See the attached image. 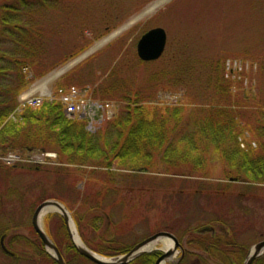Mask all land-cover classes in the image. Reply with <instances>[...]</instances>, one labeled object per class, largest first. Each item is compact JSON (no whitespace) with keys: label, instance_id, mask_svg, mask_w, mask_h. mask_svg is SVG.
I'll return each instance as SVG.
<instances>
[{"label":"rangeland","instance_id":"rangeland-1","mask_svg":"<svg viewBox=\"0 0 264 264\" xmlns=\"http://www.w3.org/2000/svg\"><path fill=\"white\" fill-rule=\"evenodd\" d=\"M9 1L0 0V7ZM60 1L61 10L48 21L58 27L49 61L57 64L73 50L88 46L33 79L24 93H50L59 99L60 89L77 87L87 98L112 105L114 117L128 97L143 96L155 105L180 101L207 105L205 88L200 91L206 74L214 62L226 60V73L233 72L235 100L243 106L242 122L249 127L242 140L261 151L264 139L259 129L264 121L258 111L264 107V0ZM154 28L167 32L166 50L160 60L145 63L138 57L137 44ZM71 64L47 84L48 93L38 89ZM195 64H201V70L190 75L192 88L174 85L179 69ZM102 84L104 94L107 91L113 98L97 92ZM243 93L241 99L238 94ZM27 161L38 166L12 167L0 156V242L3 237L6 245L14 241L11 251L22 258L4 253L0 244V264H53L32 225L35 210L46 201L64 205L81 239L104 252L133 248L157 233L173 234L185 256L180 260L179 251L167 264H244L252 248L264 241V183L233 181L237 172L221 159L208 158L204 168L195 169L190 165L170 168L156 158L148 172L116 170L122 176L113 183L82 180L73 167L54 162L47 153ZM41 228L68 264H90L66 247L72 241L61 215H44ZM202 231L229 246L212 258L197 247V234ZM165 244L159 240L145 254L162 253Z\"/></svg>","mask_w":264,"mask_h":264},{"label":"trees","instance_id":"trees-1","mask_svg":"<svg viewBox=\"0 0 264 264\" xmlns=\"http://www.w3.org/2000/svg\"><path fill=\"white\" fill-rule=\"evenodd\" d=\"M61 5L60 0H11L0 7L1 157L16 153L27 160L54 152L58 162L73 167L82 180L103 183L116 182L122 176L116 170L148 172L156 158L170 168L190 165L195 169L204 168L208 158H216L237 172L238 183H264V142L260 152L251 147V142L244 145L242 137L249 127L242 122L243 106L235 100L233 72L226 73V60L214 62L206 74L200 91L205 88L207 105L181 101L175 105H155L143 96L128 97L119 113L94 134L87 131L85 120L68 118L60 101L47 100L42 107L28 108L16 121L10 120L20 96L33 79L45 76L88 46L73 50L57 64L49 61L48 53L58 27L50 26L48 21L53 12L61 10ZM121 22L107 26L105 32H111ZM199 70L201 64L179 69L174 85L191 89L190 75ZM105 89L102 84L97 92L104 98H113L107 91L104 94ZM238 95L241 99L245 97L244 93ZM258 112L264 121V107ZM259 130L264 139V127ZM173 134L177 137L172 138ZM25 164L23 167L38 166ZM197 235V247L212 258L229 246L207 231ZM82 239L92 251L108 258L132 249L104 252L93 248L83 236ZM11 244L6 245L10 252ZM66 245L79 256L72 242ZM161 255V252L144 254L128 264H155ZM254 264H264V255Z\"/></svg>","mask_w":264,"mask_h":264},{"label":"water","instance_id":"water-1","mask_svg":"<svg viewBox=\"0 0 264 264\" xmlns=\"http://www.w3.org/2000/svg\"><path fill=\"white\" fill-rule=\"evenodd\" d=\"M167 41H168V35L163 28H154L148 31L140 38L137 44V54L139 59L145 63L155 62L160 60L165 53ZM85 56L86 54L81 58H79L77 61L82 60ZM233 181L238 182V179L234 178ZM52 208H54L55 210L54 212L51 213H57L62 216L64 223L67 227V230L69 232L71 241L74 247L76 248V250L78 251V253L95 264H127L135 260L137 257L147 253L148 251L146 250V248L149 245L159 240H170L173 243V248L167 251H163L162 255L157 259L155 264H162L163 262L164 263L169 262L172 260V258L179 250H183V247L180 244L179 240L176 238V236H174L171 233L162 232V233H157L152 237H149L146 240L140 242L129 253L123 256H119L115 258H105L103 256L94 253L85 245V243L82 241L81 237L77 232L75 223L69 211L64 207V205H62L60 202L57 201H46L42 203L40 206H38L37 209L35 210L32 218V225L34 230L38 234L40 240L42 241L45 250L49 255L53 257V259L56 261L57 264H66V263L59 248L51 241L48 235L41 228L42 215L46 211ZM71 224H73L76 229V232L81 242L80 244H77L74 241V237L71 232ZM1 248L6 254L9 255L11 254V252L5 246L3 238L1 239ZM183 254H184V250H183ZM263 254H264V241L256 244L252 248L244 264H253Z\"/></svg>","mask_w":264,"mask_h":264},{"label":"built area","instance_id":"built-area-1","mask_svg":"<svg viewBox=\"0 0 264 264\" xmlns=\"http://www.w3.org/2000/svg\"><path fill=\"white\" fill-rule=\"evenodd\" d=\"M60 101L63 103L65 112L70 118L80 117L88 121V131L95 132L97 126L100 127L104 122L110 120L114 115L113 106L109 103H101L87 98L84 91L75 87L67 91H59ZM43 103L42 96L25 95L21 97L17 111L11 115L10 120L16 121L17 116L27 108H39ZM94 124H97L94 127ZM95 130V131H94ZM49 158H56L55 154H47ZM8 165L22 162V159L15 154H10L3 159Z\"/></svg>","mask_w":264,"mask_h":264},{"label":"bare ground","instance_id":"bare-ground-1","mask_svg":"<svg viewBox=\"0 0 264 264\" xmlns=\"http://www.w3.org/2000/svg\"><path fill=\"white\" fill-rule=\"evenodd\" d=\"M150 11H151V9H149L147 12H150ZM72 65H73V64H71V65H69V66L63 68L62 70L58 71L57 73H55V75H53L50 79H48V80H46L44 83H42V84L38 87V89H40V90H42V91H44V92H47V91H48V89H47V84H48L50 81H52L53 79H55L57 76L63 74V72H65L67 69H69ZM54 210H55L54 208L49 209L48 211H46V212L42 215V217H43L44 215H46V214H49V213H51V212H54ZM71 232H72V234H73L74 241H75L77 244H80L81 242H80L79 236H78V234H77V232H76V229H75V227H74L73 224H71ZM164 242L166 243V244H165V248H164L166 251L172 249V247H173V243H172L170 240H164ZM155 244H156V242L153 243V244H151V245H149V246L146 248V250H147V251H150V250L154 249V248H155ZM162 264H167V262H166V263L163 262Z\"/></svg>","mask_w":264,"mask_h":264},{"label":"flooded vegetation","instance_id":"flooded-vegetation-1","mask_svg":"<svg viewBox=\"0 0 264 264\" xmlns=\"http://www.w3.org/2000/svg\"><path fill=\"white\" fill-rule=\"evenodd\" d=\"M5 238H6V237H3L4 241H5ZM75 249H76V248H75ZM60 252H61V251H60ZM77 252H78V251H77ZM64 253H65V252H64ZM61 254H62V252H61ZM78 255H79L80 258H83V259L87 260L90 264H95V263L89 261L88 259L84 258L83 256H81L79 253H78ZM10 256H12V257L18 259L19 261L22 260V258H21L19 255L15 254V253H12V252H11ZM184 256H185V251H184ZM184 256H183L182 258H184ZM63 258H64V257H63ZM64 260H65V263L68 264V262L66 261V259H64ZM156 261H157V260H156ZM129 263H130V262H129ZM155 263H156V262H155ZM56 264H57V263H56ZM127 264H128V263H127ZM176 264H178V263H176Z\"/></svg>","mask_w":264,"mask_h":264}]
</instances>
